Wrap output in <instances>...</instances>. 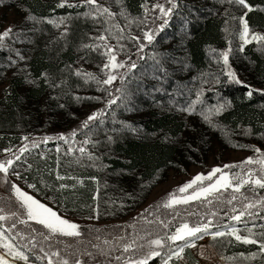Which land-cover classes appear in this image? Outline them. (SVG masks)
<instances>
[{
	"label": "trees",
	"instance_id": "obj_1",
	"mask_svg": "<svg viewBox=\"0 0 264 264\" xmlns=\"http://www.w3.org/2000/svg\"><path fill=\"white\" fill-rule=\"evenodd\" d=\"M117 1L131 15L141 16L145 14L141 5H146L150 12L151 5L156 0ZM248 2L259 6L254 7L246 17L250 28L264 31V11L259 10L264 8V0ZM58 3L56 0H2L0 30H3L6 21H22L21 26L25 30L34 27L38 29L27 33L33 43L25 41L14 46L19 45V49L30 57L26 64L33 78L48 70L58 81H64L62 89L66 95L63 97L73 98V94L79 92L75 86L82 88L83 82L72 70V65L81 51V45L86 42L93 22L83 15H77L86 11V7L59 8L56 7ZM179 3L181 7L174 10L169 23L159 29L153 43L148 44L144 58L140 59L137 68L133 69L124 88L130 96V103L118 102L110 106L103 117H97L95 124L98 134L92 139L104 143L96 148L88 145V151L100 159L95 162L97 166H93V161L85 154V168L88 174L86 185L77 187L75 195L67 194V198L73 203L84 201L86 208L90 207L97 201L94 199L96 193L98 202L104 203L109 213H115L117 217L126 216L146 200L153 186L167 178L171 168L185 167L188 171L192 164L206 167L210 156H214L218 163L230 161V152L236 147L231 134L239 132L242 128L249 129L252 136L264 133V95L254 93L249 98L246 96L245 86L264 88V52L259 50L255 42L247 45L243 52L236 51L240 40L238 32L234 30L239 27L238 17L247 10L234 3L229 5L226 0H179ZM29 9L38 19L71 16L67 36L59 39L58 43H49L55 33L52 24L47 20L35 25L32 22L25 23L24 17ZM233 16L237 19L233 20ZM225 21H228L227 25ZM229 41L233 49L229 55V63L244 84L229 83L226 76L220 75V84L210 83L202 86L201 73L220 74L223 71V61L216 57L219 52L229 47ZM213 49L216 50L215 57ZM154 51L166 54V74L156 71L153 61L149 59ZM7 55V50L0 51V64H3ZM182 65L187 67L182 69ZM193 77L196 79L193 80ZM23 78L25 79L24 76ZM23 78L19 75L12 76L11 94L5 99H0V131L14 128L17 131L19 127H26L34 115L41 114L42 102L52 93V89L44 84L24 88ZM201 87L205 89L201 99L205 100L207 105L215 104L219 97L231 100V108L215 118L223 130L210 127L203 121L199 114V104L198 111L192 115L168 110L170 100L185 104L190 99H195V93ZM210 88L215 91L208 90ZM56 92L60 93L61 89ZM178 92L183 94L178 95ZM53 102L49 101L47 104L51 106ZM61 109L54 108L57 112L54 114H63ZM101 119L104 120L103 124H100ZM120 121L141 128V134L124 132L114 143H107L105 130L112 134L111 129L119 128ZM80 125H76L74 129ZM70 133L71 131L63 134L67 138ZM79 133L81 132H77ZM165 133L180 137L181 143H166L163 140ZM60 134L62 133L56 136ZM42 143L44 142H40ZM187 145L191 147L188 148ZM101 164L103 166H100ZM92 176L96 177L95 181L90 179ZM257 248L258 245L238 242L236 245L230 244L228 252H250ZM149 264L156 262L149 261Z\"/></svg>",
	"mask_w": 264,
	"mask_h": 264
},
{
	"label": "snow or ice",
	"instance_id": "obj_2",
	"mask_svg": "<svg viewBox=\"0 0 264 264\" xmlns=\"http://www.w3.org/2000/svg\"><path fill=\"white\" fill-rule=\"evenodd\" d=\"M223 2V0H222ZM229 5L233 3L240 6L243 9H246L243 15L238 17L239 27L234 31L238 32L239 40L242 43L239 44L238 49L236 51L243 52L245 45L251 44L255 42L259 46V50L264 52V32L255 31L250 28L249 22L246 19L248 13L252 12L255 8H259V6H254L248 2V0H226ZM2 3V0H0ZM86 7V11L83 13L77 14L83 15L84 17H91L93 20H98L102 15L107 16L108 19L104 21V23H109L111 19L116 15L108 7H104L98 4L97 0H73V2H69V0H59V3L56 7ZM144 8L145 16L139 21L140 24H147L149 22V17L147 13L149 12V8L146 5H141ZM181 7L179 0H164V3H160L157 0L156 3L151 5V9L153 10V15L151 17L152 23L160 20L162 21L158 25H156V29H163L171 19V15L174 13V10L179 9ZM155 10H158V14H156ZM259 10L264 11V8H260ZM121 16L127 18V13L122 9L120 12ZM72 17H56L54 19H49L47 17L38 19L31 10H26V15L24 17V22H32L34 25L40 23L42 20H47L48 23L52 24L54 27L60 30V37H54L52 41L49 43H58L60 38H64L67 36L69 32V23ZM233 20H236L237 17L233 16ZM187 21H185L186 23ZM225 24H228V21H225ZM113 29H115L114 36L119 41L124 38L123 32L124 29L120 27L118 24H109V27L105 29V33L113 34ZM38 29L35 27L33 29L25 30L24 27L18 26L15 30L12 25H8L0 30V51L7 50L8 55L5 57L3 64H0V77L4 76L8 69L15 68L16 71L13 72V76L17 75L19 72H25V82L29 85H34L39 87L41 84L46 85L50 89H52L53 95H50L45 104L49 101H56L57 107L64 108L65 104L60 103L59 101L63 98V80H57L55 75L48 70L42 71L38 77L32 78L30 72H26L27 64H24L21 67L22 62H26L30 59V57L24 52L16 48L14 45L16 43H23L27 41L28 43H33L31 39L28 38V32H35ZM143 32L142 40L140 37H129L133 40L134 43H137L138 46L136 48V52L140 54V58L143 59V52L145 48V44L142 41H147L149 44H152L155 39L156 32L152 27L141 28ZM225 31H228V28H225ZM102 33L95 39H98L103 43L105 48V53L107 57V63H103L100 65L101 71L104 73L106 78L99 79L93 73H81L80 69L76 70V75H83L85 81L94 80L98 86L103 85H112L113 81L117 79V75L113 74V70L121 69V68H137V64L135 62H130L125 65L124 61L117 60V49L108 45L106 43L108 39V35ZM83 48L99 51V46L96 44H82ZM120 49H123V45L119 46ZM214 57L216 54V50H212ZM233 52L231 48V41H229V47L219 52L218 60L223 61V71L220 74L215 73H201L200 74V82L201 85H206L210 83L220 84L222 81L220 79V75H224L227 78V82L235 83V84H244V81L240 80L236 71L232 69L229 63V54ZM130 61V56L127 57ZM149 59H151L154 63L155 70L166 74L168 69L164 67V63L166 61V54L160 53L158 51H154ZM187 65H182V69L186 68ZM157 79H161L162 77H155ZM119 79L123 82L125 80V74L119 76ZM196 78L193 77V80ZM247 88L246 96L251 98L254 93H260L264 95V88H254L251 85H245ZM61 89L60 93H57L56 90ZM102 91L108 94V99L105 101L106 108L119 103H125L128 101L130 103L129 94L121 88L116 89L117 93L121 95L119 97L113 95V93L107 88L103 87ZM157 91L159 89H156ZM208 90L215 91L214 88H210ZM205 89L203 87L197 89L195 93V99H190L189 102L185 104H180L178 102H174L170 100L168 110H175L181 113H186L188 115H192L198 111L197 105H200L199 114L203 118V121L208 124L210 127L216 128L218 130H223V127L220 123L215 119L219 117L223 112L227 109L231 108L232 102L230 99L226 97H219L215 104L207 105L205 100L201 99L203 96ZM6 95H10V89L8 87L5 88ZM182 92H178V95H182ZM73 98L77 101L81 99H91V100H100L101 97H87L82 98L73 94ZM163 108V105H158ZM127 108V104H125ZM105 110L101 109L99 111H93L89 115H87L86 119L81 122V125L77 129H73L69 136L66 138L62 133L55 139L64 140L65 143H68V139H72L74 141L77 132H81L82 135L85 136V140L77 149L82 155H87L89 160L93 161V166L96 165V161L100 158L95 156L92 152L88 151V148L85 145H91L92 148H96L98 145L104 143V141L92 139L93 136L98 134L96 129V120L98 116H102ZM104 120H100V124H103ZM115 123V119H114ZM120 127H113L111 129L112 134H108V130H105V138L107 143H114L118 136L124 132H130L136 135H140L142 129L139 127H135L132 124H129L125 121H120ZM248 131V130H246ZM22 140L27 141L28 137H21ZM43 142L47 143L49 140L54 139L51 136H44ZM163 140L169 144H179L181 143V139L178 136H170L167 133L163 135ZM236 147H248L251 148L255 155L248 156L244 160L240 161L239 164H225L223 168L220 166L212 167L210 171L205 173H196L189 179L187 182L183 183L179 186L178 192L183 195L177 196L174 193H169L168 198L163 201L162 206L164 208H173L174 205L180 204H189L190 201L201 200L204 198L206 202L211 205L213 201L211 199H207L212 196L214 193H220V190L223 189L227 191L228 189L232 190V195L230 199H227L226 203L228 205H232L233 201L238 199L237 194L243 199V206L240 210H237L235 206L231 209V215L229 213L224 212L223 215L228 217L231 221L241 222L243 223L244 231L247 234H241L240 228L236 227L234 224L225 225L223 230L217 226L214 229L213 218L218 215L217 212H212L210 215L205 214L206 222H204L205 217H201V222H197L194 225H190L187 221L179 223V226L175 228V231L169 234L165 232L162 236L157 235L155 238L151 237L152 234L146 232L144 236H136L133 239L122 242L121 247L123 252L119 256H115L114 259L119 264L121 259L123 258V264H149V261L154 257L161 258V264H171L173 258L175 257L176 261H182L184 259L185 249L188 247H195L196 241L202 239L205 235H208L212 238L213 241H216L217 238H225L232 237L235 241L242 242L244 244L250 245H258V249L256 252H252L249 254L251 258H255L257 255L261 256L264 259V225H261V231L259 233L254 232L253 228L256 225H252L249 227L247 221H242V217H256L260 216L264 213V195H259L257 198H251L248 195H244L241 192V189L244 188L245 185H248L252 188L253 193H255V189L258 187L259 189H264V150L254 145H243L238 144L234 145ZM31 147L36 148L38 144L35 140L31 142ZM186 147L190 148V145ZM57 152L60 151L59 146H57ZM3 152L8 153L9 155L0 159V181H2L5 185H8V189L12 195L4 201V204L13 203V196L15 197V205L16 210L6 211L4 206H0V221H5L9 219H14L15 222L11 223V226L8 229H5L2 224H0V264H17L18 261H22L23 264H33V261L30 259V255H34L37 261L47 260V264H88L87 261H84L82 257L87 256L90 259L93 254L88 252L87 250L80 252L79 249H76L73 253L74 259L70 260L67 256L61 254L59 249L53 250L54 245L51 243L53 239L56 240L57 243H62V239L60 238H78L82 235L81 233V225L66 218L65 216L58 213V211L54 210L48 203L42 202L40 199H37L34 195L29 194V192L25 191L21 188L16 182L10 180V175L15 176L17 180L24 179L27 183V178L23 175V172L17 170V165L20 167H24V171L31 170L33 168V164L28 162L26 153L29 151V145L27 143L22 144L17 148L15 152H13L11 147H7L2 149ZM73 148L70 146L67 149L68 153H71ZM196 151V149H193ZM41 159H43V153L38 154ZM191 159V157H189ZM171 163V161H169ZM256 165L258 167H253ZM100 166H103L102 164ZM229 168H239L240 171L235 174H231L227 171H223V169ZM59 169V160L57 162V170L55 172L54 181L51 184L45 183L43 179H41V183L44 184L47 189L45 200L55 199L57 203L61 197H64L65 194L75 195V189L78 184H83V180L78 177L61 175ZM92 180H96V177H90ZM73 180L75 183H67L66 181ZM143 187V185H141ZM27 188L33 189L34 191H39L35 183H27ZM189 190H191L189 192ZM52 193L51 196L47 195V193ZM95 199V197H94ZM216 200L221 202L220 196H216ZM203 202V201H202ZM161 205H157L160 207ZM98 205L96 208L92 209L94 213H96V217L98 218ZM151 207V206H150ZM20 216L25 217V219H21ZM92 216H89V219H92ZM264 218V216H262ZM143 219V217H142ZM26 221H34L36 224L43 227L46 230L47 234L44 232L38 233L43 237L44 242H48L47 250L45 249L43 243L37 241L36 235H27L22 234L19 231L13 232L16 229V224H25ZM151 223V222H149ZM159 223L163 226V228H169V223L165 222V220H160ZM214 229V230H212ZM99 231V229H97ZM36 228H32V233H36ZM27 236V238H26ZM99 239V237H97ZM142 240L144 243L137 244V240ZM124 238L121 237L120 241H123ZM176 241H180V244H175ZM231 242V241H229ZM110 242L108 240L104 241L105 245H108ZM66 247H71L70 245ZM93 248H98V245L93 244ZM38 249V252L36 251ZM137 249H146L143 251L142 255H136ZM167 249L165 252L164 250ZM111 249L108 252H105L103 249L100 250L101 255L110 254ZM125 253H129L127 257L124 256ZM163 253V255H162ZM42 254V255H41ZM201 256L204 255V252L201 251ZM244 256V253L240 254ZM249 256H245V259H248Z\"/></svg>",
	"mask_w": 264,
	"mask_h": 264
},
{
	"label": "rangeland",
	"instance_id": "obj_3",
	"mask_svg": "<svg viewBox=\"0 0 264 264\" xmlns=\"http://www.w3.org/2000/svg\"><path fill=\"white\" fill-rule=\"evenodd\" d=\"M69 2H73V0H69ZM97 2L104 7H108L110 11L116 15L111 19V21H109V23H104V21L108 19L106 14L102 15L98 20H93L91 17H86L91 19L93 23L92 28L87 34V39L84 44L94 43L99 46V51L82 47L81 51L78 52L76 62L74 65H72V70L76 73V70L80 69L81 73H93L97 76V78L103 79L106 78V76L101 71L99 66L103 63H107V57L104 55V42H101L95 38L102 33H105V29L109 27V24H118L124 29V38L119 41L114 36L115 29H113V34H105L108 35L106 43L117 49V60L124 61L125 65H127L130 62H135L137 64L141 59L140 54L136 52L138 44L134 43L129 37H140L142 40L143 32L141 31V28L147 27H152L157 34L159 30L156 29V25L162 21L157 20L155 23H152L151 17L153 15V10L151 9L150 12L147 13L149 22L147 24H140L139 21L145 16V14L141 16L131 15L117 0H97ZM156 2L157 0L155 3ZM159 2L164 3V0H159ZM122 9L127 13V18L120 15ZM155 12L158 14V10H155ZM56 17L69 16H55L52 19ZM21 24L23 26L22 21H15L14 23L6 21L5 27L12 25L13 29H16L18 26H21ZM52 27L55 31L54 37H60V30L53 25ZM255 31L264 32L263 30ZM60 39L62 40V38ZM142 42L145 44L143 52L144 56L149 43L147 41ZM240 43H242V41H240ZM22 45L23 44H21V46ZM120 45L124 46L122 50L119 47ZM18 46L19 45H16V48L20 47ZM246 46L247 45H245V47ZM129 56L131 58L130 61L127 59ZM24 64H26V62H22L20 66L23 67ZM15 71V68L7 70L6 74L2 76V80L0 79V99H5V97L8 96L5 93V88L8 87L10 89V79L13 76V72ZM26 72H28V69H26ZM132 72L133 69L128 67L113 70V74L117 75V79L113 81L112 85L103 86H98L94 80H88L86 82L84 76L80 75L79 77L81 78L83 84L82 88L75 86L79 91L75 92V95L82 98L101 97L100 100L81 99L77 101L74 98L64 96L59 101L60 103L65 104V107L61 109V111L64 112L63 114L59 113L58 116L54 114L56 110H53L54 108H57V102L54 101V105L51 103V106H49L48 104H45L44 101L41 104V114L39 116L34 115L26 127H19L20 129H17V131L15 128L13 130L0 131V159H4L9 155L8 153L2 151L4 148L11 147L13 152H15L22 144L27 143L29 145V151L26 153V156L28 162L33 164V168L31 170L24 171L26 165L23 168L17 165V170L23 172V175L27 178V183H35L37 188L40 190L34 191L33 189L27 188V183L24 179L17 180L15 176L10 175V180L16 182L21 188L29 192V194L34 195L37 199L48 203L49 206L58 211L59 214L81 225L80 230L82 235L80 237L60 238L63 241L62 243H57L56 240L53 239L51 241V243L54 245L53 250L59 249L61 254L67 256L70 260L74 259L73 253L76 249H79L80 252L87 250L93 254L91 259L87 256L82 257V259L87 261L88 264H117L114 257L121 255L123 252L121 247L122 242H127L136 236H144L146 232L151 233L152 236L145 237V239L155 238L157 235L162 236L165 232L171 234L181 222L187 221L190 225H194L197 222H201L202 216L205 217L204 222H206L205 214L210 215L212 212L218 213V215L213 218L214 229L218 226L220 230H223L225 225L234 224L236 227L240 228L241 234H247L244 231L243 223L231 221L228 217L223 215L224 212H227L229 215H231V209L233 206H235L237 210H240L243 206L244 201L240 194H237L238 199L233 201L232 205H228L226 203L227 199H230L231 195L233 194L231 189H228L227 191L221 189L220 193H214L212 196L208 197L207 199H211L213 201L211 205H209L206 200H204V198H201V200L190 201L189 204L174 205L173 208H164L162 203L168 198L169 193H174L177 196L183 195L182 193L178 192L179 186L191 179V177L196 173L206 174L211 170L212 167L215 166H220L223 168V165L225 164H239V162L244 160L246 157L255 155L251 148L248 147H233L229 156L230 161H227L224 158L226 161L223 163H218L214 156H210L206 167H203L199 164H192L189 166L188 171L185 167L177 169L171 168L167 178L159 181L155 186H153L146 200L123 217H117V214L109 213V210L104 207V203L98 202V194L96 193L94 197L97 199V201H94L92 206H88L87 208L84 201L82 203L75 202V204L70 201L71 199L67 198V194L60 198L59 203H57L55 199L45 200L47 189L40 181L43 179L45 183H53L58 160V170L60 171L61 175L78 177L83 180V184H78L77 187L86 185V176L88 175L85 168V155H82L77 150L85 140V136L79 133L76 135L74 141L72 139H68V143H65L64 140L55 139V137H57L56 135L59 133L72 131L76 125L78 126L81 124V122L86 119L87 115L93 111L104 109L105 111L103 112V117L106 113V110L108 109L105 105V101L108 99V94L101 89L103 87H107L113 93V95L119 97L121 94L117 93L115 90L118 88L124 90L126 84L129 82ZM122 74H125V80L123 82L119 79V76ZM17 75L23 78V76L25 77L26 73L19 72ZM23 83L24 88L34 86L27 84L25 79ZM82 91L85 92L83 93ZM53 94L55 93L52 91L51 95ZM246 130L249 129L242 128L239 132L230 135L234 139V144L254 145L264 150V133L252 136V134L249 133L250 131L247 132ZM23 136H27L28 140H22L21 137ZM44 136H51L54 137V139L49 140L50 142L40 144V142L43 141L42 138ZM33 140L37 142L38 147H31V142ZM57 146L60 148L59 152L56 150ZM70 146L73 148V151L68 153L67 149ZM85 147L88 148V145H85ZM39 153H43V159L40 158L38 155ZM253 167L258 166L253 165ZM223 171L235 174L238 173L240 169L229 168L223 169ZM66 182L70 184L75 183L73 180ZM77 187L75 190H78ZM7 189L8 185H5L2 181H0V206H4L6 211H15L16 205L14 202V196L13 203H3L9 196L12 195V193ZM190 191L191 190H189V192ZM241 192L244 193V195L250 196L251 198H257L259 195H264V189H259L257 187L255 189V193H253L252 188L248 185H245L244 188L241 189ZM47 195L51 196L52 193L48 192ZM217 195L220 196L222 203L216 200ZM97 205L99 206L98 218L96 217V213L92 211V209L96 208ZM157 205L161 206L157 207ZM89 216H92L93 218L89 219ZM262 216H264V213L254 218L245 216L242 217V221H247L249 227L256 225V227L253 228V231L259 233L261 231L260 226L264 225V218H262ZM20 218L25 219L23 216H20ZM160 220H165V222H168L169 228H163V226L159 223ZM13 222H15L14 219H9L0 221V224H2L5 229H8ZM32 228H36L37 232L32 233ZM97 229H99V231H97ZM15 231H19L22 234L27 235H36L37 241L43 243L45 249L47 250L48 242H44L43 237L38 235V233L42 231L44 234H47V232L42 226L36 224V222L26 221L25 224L17 223L16 229L13 230V232ZM97 237H99V239H97ZM121 237L124 238L123 241H120ZM105 240H108L110 243L105 245ZM238 242L239 241H235V239L232 237L217 238L216 241H213L210 236L205 235L202 239L196 241L195 247H188L185 249L183 254L184 259L182 261L177 262L174 257L171 264H264V259H262L261 256L257 255L254 259L249 256L250 253L256 252L258 248L250 252L235 251L229 253V245L232 243L233 245H236ZM142 243H144V241L139 239L137 240L138 245ZM180 243V241L175 242V244ZM93 244L98 245L99 247L93 248ZM68 245L71 247H66ZM101 249H103L105 252H108V250L111 249V252L108 255H101ZM145 250L146 249H137L136 255H142L143 251ZM36 251L38 252V249ZM164 251L166 252L167 249ZM201 251L204 252L203 256L200 254ZM241 253H244V256H241ZM128 255L129 253L124 254L125 257ZM245 256H249V258L245 259ZM30 259L33 261V264H47L46 259L43 261H37L34 255H30ZM150 261H155L156 264H161L160 257H154ZM17 264H23V262L18 261ZM119 264H123V258Z\"/></svg>",
	"mask_w": 264,
	"mask_h": 264
}]
</instances>
